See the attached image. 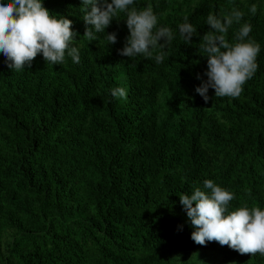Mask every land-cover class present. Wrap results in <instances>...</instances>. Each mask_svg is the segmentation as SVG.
<instances>
[{
    "label": "trees",
    "instance_id": "1",
    "mask_svg": "<svg viewBox=\"0 0 264 264\" xmlns=\"http://www.w3.org/2000/svg\"><path fill=\"white\" fill-rule=\"evenodd\" d=\"M149 3L157 28L174 36L159 64L119 55L130 35L124 13L89 42L82 0H43L73 21L79 64H47L38 54L15 71L0 53V264H264L215 241L196 244L180 203L211 179L234 194L229 212L264 210V0L136 7ZM233 8L244 16L226 39L238 42L250 23L259 67L239 98L209 89L206 103L196 92L207 80L206 18ZM185 16L199 33L191 43L180 36ZM118 87L126 100L111 95Z\"/></svg>",
    "mask_w": 264,
    "mask_h": 264
},
{
    "label": "clouds",
    "instance_id": "2",
    "mask_svg": "<svg viewBox=\"0 0 264 264\" xmlns=\"http://www.w3.org/2000/svg\"><path fill=\"white\" fill-rule=\"evenodd\" d=\"M90 9V10H89ZM81 11L87 27L84 37L97 41L98 33H104L113 19L119 22V14L124 13L130 35L126 37L119 55L131 59L142 56L154 57L161 63L165 49L174 39L168 27H159L158 16L151 3L142 10L136 7V0H82ZM249 11L255 15L257 5H251ZM244 13L236 8L227 15L209 13L206 24L212 31L202 37L201 49L207 53L208 70L196 92L207 103L209 89L215 90L216 98H239L244 85L254 77L258 70L257 57L261 51L259 43L249 38L252 32L250 23H244L235 34L236 43L226 39L229 28L240 24ZM179 25L181 38L191 43L197 28L184 17ZM79 35L73 29V21L59 15H53L43 0H0V53L6 58L7 66L15 71L31 68L38 54H42L47 64L63 65L66 57L75 64L80 63V50L74 46ZM246 38H249L246 40ZM110 45L117 43V34L107 33ZM163 40V43L160 41ZM197 79H202L197 76ZM115 98L127 99V90L123 87L111 90ZM204 189L196 188L190 195L180 194L191 226L192 240L202 246L208 242L227 245L241 255L259 254L264 257V210L260 207H240L229 212V205L235 196L232 192L217 185L213 180L204 181Z\"/></svg>",
    "mask_w": 264,
    "mask_h": 264
}]
</instances>
